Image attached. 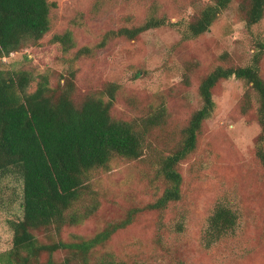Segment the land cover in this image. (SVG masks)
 Returning <instances> with one entry per match:
<instances>
[{
    "label": "trees",
    "instance_id": "1",
    "mask_svg": "<svg viewBox=\"0 0 264 264\" xmlns=\"http://www.w3.org/2000/svg\"><path fill=\"white\" fill-rule=\"evenodd\" d=\"M233 1L208 0L183 26L170 23L166 12L152 6L138 24L102 30L83 45L74 37L76 29H87L80 14L52 36L69 69L56 81L32 65L0 70V192L11 189L17 197L9 222L10 248L0 253V264H239L252 255L239 207L217 201L200 226L197 244L184 235L189 223L179 204L182 166L196 153L203 126L213 115L214 91L231 77L246 87L235 114L251 115L259 126L253 155L264 173L262 41L255 42L258 50L244 66L227 53L219 55L220 64L197 87L201 106L175 124L167 92L129 91L106 81L76 94L75 69L82 59L115 40L136 41L168 25L183 40L198 38ZM235 1L248 30L264 18V0ZM55 6L52 0H0V60L36 46L50 30ZM188 76L182 74L183 87L190 86ZM133 163L150 199L125 196L127 208L101 215L104 205L117 206L103 191V176L116 164ZM151 212L156 215L152 222H139ZM90 222L94 227L80 232ZM116 236L121 239L115 247ZM40 237L48 242L41 243Z\"/></svg>",
    "mask_w": 264,
    "mask_h": 264
},
{
    "label": "rangeland",
    "instance_id": "2",
    "mask_svg": "<svg viewBox=\"0 0 264 264\" xmlns=\"http://www.w3.org/2000/svg\"><path fill=\"white\" fill-rule=\"evenodd\" d=\"M52 1L56 6L49 13L47 35L36 46L0 60V70L10 72L32 65L37 67L38 73L48 74L52 81H56L69 69L60 57L59 46L52 44V36L69 28L80 14L87 29H76L74 37L83 45L95 41L102 30L138 24L152 6L159 12H166L170 23L183 26L208 3V0ZM257 40L264 43V18L248 30L241 19L239 2L234 0L209 31L198 38L183 40L177 28L168 25L148 30L136 41L115 40L94 57L82 59L75 69L76 94L106 81H117L129 91L167 92L175 124L201 106L197 87L200 79L220 64L219 55L227 53L236 64L247 65L258 50ZM262 65L264 70V60ZM182 74L189 75V87L180 85ZM245 91L244 83L234 77L223 81L214 91L213 115L203 126L196 153L182 166L184 182L179 211L185 213L189 223L184 235L198 244L200 226L217 201L227 200L239 207L243 216L242 227L253 247L252 255H247L249 257L239 264H264V173L253 155V141L259 133V126L251 115L246 118L235 114ZM138 171L136 163L129 166L116 164L103 176V191L109 199L115 200L117 206L104 205L101 215L107 217L108 210L113 213L127 208L128 204L123 200L125 196L145 201L150 199L143 185L139 184ZM15 199L17 197L11 189L0 192V253L10 248L9 222L17 208ZM174 213L167 214L168 220ZM155 218L151 212L147 217H140L139 222L147 224ZM94 223L83 225L80 232L89 231ZM136 227L142 229V225ZM119 238L114 237L113 246L118 245ZM39 240L43 244L48 242L43 237ZM196 253L198 258L203 256Z\"/></svg>",
    "mask_w": 264,
    "mask_h": 264
}]
</instances>
